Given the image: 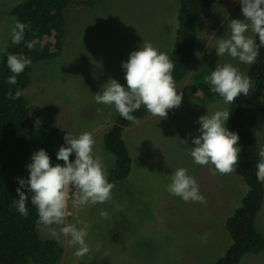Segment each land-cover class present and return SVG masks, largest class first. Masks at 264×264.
Instances as JSON below:
<instances>
[{
  "label": "rangeland",
  "instance_id": "374dc122",
  "mask_svg": "<svg viewBox=\"0 0 264 264\" xmlns=\"http://www.w3.org/2000/svg\"><path fill=\"white\" fill-rule=\"evenodd\" d=\"M25 1L0 0V62L14 45L10 31L16 18L11 11ZM178 7L179 0H95L91 6L71 5L65 13L61 54L32 65L31 83L25 91L32 122L72 135L91 132L94 152L103 157L109 180L115 157L104 147L103 137L118 113L112 106L97 104L94 96L102 94L110 78L127 87L122 64L143 41L169 54ZM241 7L240 0H224L202 15L195 52L203 57L194 53L189 74L177 85L183 92L180 107L169 110L166 119L149 114L124 130L132 172L125 180H111L115 184L112 201L77 207L73 189L68 203L73 215L66 217V223L79 219L77 227L87 226L89 253L77 258L68 237L58 241L37 226L42 239L63 246L58 264H213L225 255L231 244L226 219L246 195L240 165L232 174L212 175L211 166L195 164L188 152L195 147L193 138L200 135L199 117L230 110L232 104L222 98L198 102L190 89L193 77L207 63H232L247 73L250 65L227 55L218 57L214 48L218 39L230 35L231 20L245 19ZM228 125L227 121V129ZM257 146L258 151L264 148V113L258 116ZM179 167L196 178L206 203L185 202L167 191L171 174ZM100 209L108 212L107 219L100 216ZM256 225L264 236V203ZM240 264H264V251L245 255Z\"/></svg>",
  "mask_w": 264,
  "mask_h": 264
},
{
  "label": "trees",
  "instance_id": "16d2710c",
  "mask_svg": "<svg viewBox=\"0 0 264 264\" xmlns=\"http://www.w3.org/2000/svg\"><path fill=\"white\" fill-rule=\"evenodd\" d=\"M95 0H26L12 9L16 22L30 23L24 41L13 45L0 62V264H58L64 249L54 240L42 239L37 230L38 214L31 204L29 195L26 201L28 216H22L14 206L19 199L16 189L21 187L17 178L27 179L34 152L44 149L53 166L63 165L56 153L65 146L66 132L48 124L32 122L31 108L25 95L10 100L9 90H25L31 83L32 65L51 60L61 54L65 34V13L71 5L91 6ZM224 0H179L177 25L174 43L168 56L175 64L173 77L178 85L190 72L195 46L200 33V19L204 12L216 8ZM259 44L258 36L255 37ZM34 41L29 50L26 43ZM28 56L32 63L17 77V84L10 85L7 79L12 75L7 67L8 54ZM207 63L193 77L191 95L198 102H212L220 99L212 92L205 77L215 70L216 64ZM253 82L249 96H239L230 107L228 130L239 135L241 148L239 165L246 195L235 212L226 219L225 228L231 244L225 255L213 264H240L247 254H260L264 251V236L258 231L256 221L264 203V182L257 180L256 165L260 162L257 146L258 116L264 113V47L259 48L255 63L246 73ZM137 121L149 116L142 106L133 113ZM133 122L119 114L114 124L104 134V147L115 157V165L110 180L122 181L132 172L133 159L123 138L124 130ZM74 161L75 154L69 158Z\"/></svg>",
  "mask_w": 264,
  "mask_h": 264
},
{
  "label": "clouds",
  "instance_id": "9594fccd",
  "mask_svg": "<svg viewBox=\"0 0 264 264\" xmlns=\"http://www.w3.org/2000/svg\"><path fill=\"white\" fill-rule=\"evenodd\" d=\"M240 4L245 19L231 20L228 25L230 35L218 39L214 48L218 57L227 55L239 63L251 65L257 60L259 48L264 47V0H240ZM30 27V23L15 22L10 31L11 42L14 45L21 44L26 29ZM249 31L253 35H248ZM34 44V41H29L26 47L31 50ZM195 55L200 59L203 57L199 51ZM31 63V59L23 53L8 54L7 67L12 75L8 77L7 83L17 84V77ZM122 68L125 70L127 87L110 78L103 85L102 94H95L97 104L114 107L122 118L133 123L138 122L133 113L142 106L159 119H166L169 110L180 107L183 92L177 88L173 77L175 64L150 41H143L139 50L132 51ZM205 82L212 92L229 105L241 95L249 96L253 87L251 78L232 63H217L215 70L205 77ZM25 94V90L17 89L14 94L9 90L7 97L16 100ZM229 118L230 111L227 108L199 117L200 135L193 138L195 147H191L188 152L195 164L211 166L214 169L212 175L232 174L239 163L240 137L225 127ZM64 140L65 146H61L56 153L57 160L63 161V165L58 163L53 166L44 149L32 154L31 163L27 164L29 177L17 178L21 187L16 189L19 199L14 201V206L20 215L28 216L26 201L29 195L21 190L26 188L38 214L37 226L58 241L62 236L68 237V245L76 248L74 255L81 258L90 251L86 242L87 226L77 227L81 223L79 219L76 223H66V217L73 215L68 211L70 194L75 189L74 205L77 207L108 204L112 201L115 184L109 182L103 157L94 152L96 141L91 132L85 131L78 135L66 133ZM73 154L75 160L71 161L69 158ZM259 157L256 176L258 181L264 182V148L259 149ZM170 181L167 185L170 194L185 202H207L196 178L189 175L186 168H177L171 174ZM99 214L104 219L108 218V212L104 209H100ZM56 226H59L58 231Z\"/></svg>",
  "mask_w": 264,
  "mask_h": 264
}]
</instances>
